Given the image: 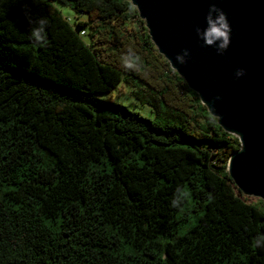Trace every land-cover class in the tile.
Returning <instances> with one entry per match:
<instances>
[{
    "label": "trees",
    "instance_id": "obj_1",
    "mask_svg": "<svg viewBox=\"0 0 264 264\" xmlns=\"http://www.w3.org/2000/svg\"><path fill=\"white\" fill-rule=\"evenodd\" d=\"M148 32L130 0H0V264H264V201L227 171L239 138ZM122 82L153 118L102 96Z\"/></svg>",
    "mask_w": 264,
    "mask_h": 264
},
{
    "label": "water",
    "instance_id": "obj_2",
    "mask_svg": "<svg viewBox=\"0 0 264 264\" xmlns=\"http://www.w3.org/2000/svg\"><path fill=\"white\" fill-rule=\"evenodd\" d=\"M130 1L170 67L218 124L238 136L241 148L231 154L227 168L237 187L264 201V0ZM212 4L223 10L230 28L222 53L202 35ZM207 38L214 39L211 33ZM185 49L189 55L180 63L177 55ZM239 69L244 74L238 77Z\"/></svg>",
    "mask_w": 264,
    "mask_h": 264
},
{
    "label": "clouds",
    "instance_id": "obj_3",
    "mask_svg": "<svg viewBox=\"0 0 264 264\" xmlns=\"http://www.w3.org/2000/svg\"><path fill=\"white\" fill-rule=\"evenodd\" d=\"M35 2H39V0H35ZM213 13H218L217 15L213 16ZM25 15L28 19V23L31 26L30 36L33 40V43H40L43 44L46 42L47 33L45 31L47 26V20L45 18H36L35 20L32 18L30 12L25 7ZM208 20V28L204 30L203 36L205 37V43L208 45L216 44L218 46V51L221 53L225 51L230 43L229 38V25L227 23L226 14L223 12L222 9L216 7L215 4H212L209 9V16ZM198 33L200 32L197 29ZM211 33L214 39H209L208 34ZM189 55L187 49L184 50V53L177 55V60L180 63H186L185 57ZM126 67H133L130 64H126ZM244 72L242 69L237 70L236 75L239 77L243 75ZM188 194L184 191L182 187H178L176 190V195L174 199L171 201V204L174 208H182L183 204L187 201ZM255 243L258 246H264V236H260L256 239Z\"/></svg>",
    "mask_w": 264,
    "mask_h": 264
},
{
    "label": "rangeland",
    "instance_id": "obj_4",
    "mask_svg": "<svg viewBox=\"0 0 264 264\" xmlns=\"http://www.w3.org/2000/svg\"><path fill=\"white\" fill-rule=\"evenodd\" d=\"M58 6L63 11L64 16H66L72 22L86 19V14L84 13L78 14V12L75 11L70 5H63L59 3ZM86 38H88V36H86ZM130 89L131 87L128 86L127 83L122 82L120 83L119 86L114 88L113 91L109 93H103L102 96L120 102L122 104L128 105L130 108L135 109V111H138L145 116H149V118H153L154 114L151 112L152 110L150 108V105L143 104L135 100V98L129 93ZM192 205H193L192 198L188 197V202L187 205L185 206L186 210H188L190 207L192 208ZM190 213L194 214L196 213V211ZM193 224H194L193 221H190L185 226L188 227L190 225L192 226ZM186 227H183L180 232H183L186 229Z\"/></svg>",
    "mask_w": 264,
    "mask_h": 264
},
{
    "label": "built area",
    "instance_id": "obj_5",
    "mask_svg": "<svg viewBox=\"0 0 264 264\" xmlns=\"http://www.w3.org/2000/svg\"><path fill=\"white\" fill-rule=\"evenodd\" d=\"M80 33H81V35H84V34H85V31H84V30H82Z\"/></svg>",
    "mask_w": 264,
    "mask_h": 264
}]
</instances>
